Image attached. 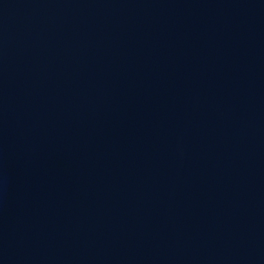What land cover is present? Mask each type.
I'll return each mask as SVG.
<instances>
[{
	"label": "water",
	"instance_id": "water-1",
	"mask_svg": "<svg viewBox=\"0 0 264 264\" xmlns=\"http://www.w3.org/2000/svg\"><path fill=\"white\" fill-rule=\"evenodd\" d=\"M0 264H264V0H0Z\"/></svg>",
	"mask_w": 264,
	"mask_h": 264
}]
</instances>
